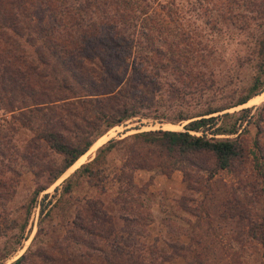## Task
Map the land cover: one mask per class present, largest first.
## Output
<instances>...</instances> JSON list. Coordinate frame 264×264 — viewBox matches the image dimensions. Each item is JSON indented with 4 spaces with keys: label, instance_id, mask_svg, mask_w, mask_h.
Returning a JSON list of instances; mask_svg holds the SVG:
<instances>
[{
    "label": "trees",
    "instance_id": "trees-1",
    "mask_svg": "<svg viewBox=\"0 0 264 264\" xmlns=\"http://www.w3.org/2000/svg\"><path fill=\"white\" fill-rule=\"evenodd\" d=\"M154 1L0 0V108L12 112L18 124L33 132L21 151L12 145V151L15 149L21 158L30 161L36 187L29 202L114 125L136 115L166 118L159 113L161 106H187L209 92L210 100L221 96L212 92L215 82L206 77L204 66L211 53L196 50L189 35L167 21L173 20L170 5L157 3L162 11L157 12L153 9ZM249 4L253 5L256 18L262 21L251 56L255 74L244 92L218 104L207 103L197 112L175 109L171 117L175 121L209 115L189 120L184 131L143 130L108 140L74 171L92 182L97 176V165L106 155L117 147L123 150L124 157L113 178L115 194L111 201L122 210L119 230L125 236L113 235L115 242L121 239L128 245L133 239L132 244L138 243L135 237L141 236L134 205H143L140 198L151 181L137 185L134 172L154 169L155 173L168 176L176 170L185 182L179 205L195 216V222L189 229L187 242L178 239L169 242V252L158 253L160 259L181 257L188 264H208V256L216 253L220 222L231 219V242L238 249L230 252V263L242 264L235 260L255 244L259 262L264 264V206L259 211L250 210L258 197L264 195V143L261 141L264 101L254 121L256 136L252 152L244 151L237 137L189 133L211 127L216 119L212 113L245 103L264 86L261 78L264 74V0ZM158 32L164 36L159 38ZM163 71H167L168 77ZM156 89L159 92L155 94ZM245 111L242 110L244 114ZM213 131L233 134L236 127L232 123ZM46 153L53 155L48 158ZM249 153L259 176L257 185L253 179L248 183L240 180L249 186L248 190L244 185L240 188L235 185L230 192L223 186L220 190L225 194L217 195L218 188L211 189L215 174L232 172ZM70 188L71 184L66 182L62 192ZM189 191L200 194L195 205L188 204L194 199L189 197ZM217 205L223 213L217 211ZM211 209L214 210L211 212ZM107 220L100 208L93 209L90 215L76 213L72 223L85 235L84 238L67 235L66 244L69 241L84 249L107 253L98 247L107 243L112 232V227L106 226ZM206 237L215 240L208 241ZM150 249L155 250V245ZM84 254L87 252H80L81 257ZM30 259L21 254L12 264H25ZM72 260L50 259L49 262L76 264ZM94 260L99 262V258ZM102 261L122 264L124 260L105 257Z\"/></svg>",
    "mask_w": 264,
    "mask_h": 264
},
{
    "label": "rangeland",
    "instance_id": "rangeland-1",
    "mask_svg": "<svg viewBox=\"0 0 264 264\" xmlns=\"http://www.w3.org/2000/svg\"><path fill=\"white\" fill-rule=\"evenodd\" d=\"M256 1L258 0H155L152 4L157 12H162L157 3L170 5L173 20L167 21L183 34H188L196 50L201 49L203 52L211 53V57L207 58L204 66L206 77L209 81L215 82L212 92L215 91L221 96L210 100L209 92L200 101H193L187 106L173 105L172 108L161 106L159 113L165 114L166 118L136 115L114 125L96 138L93 143L98 145L95 148L92 147L94 145L92 143L93 145H90L92 148L89 147L86 150L88 153L86 152L84 157L81 156L70 168H66L31 202H29L31 193L36 185L30 171V161L21 158L15 149L12 151V145L21 151L33 132L18 124L12 118V112L0 108V264H12L21 254L31 258V261L25 264H42L43 262L52 264L49 262L50 259L65 258H73L72 261L76 264H91V262L106 264L102 261L105 257L122 258L124 260L122 264H157L159 260L163 261L158 264H188L181 257L164 260L158 256V253L169 252L168 243L175 239L187 242L189 229L195 222V216L184 211L179 205L178 199L185 192V182L179 171L175 170L168 176L155 173L154 169H141L134 172L137 185L148 180L151 183L147 186L145 194L141 195L140 201L143 205L138 207L134 205L135 215L138 217L137 223L142 229L141 236L135 237L139 242L132 244L133 239H131L128 245L121 239L114 241L113 235L123 237L125 233L119 230L122 210L111 201L115 194L112 190L115 189L113 178L124 157L123 150L117 147L106 155L105 160L97 165V176L93 177L92 182H88L86 177L74 171L81 164L89 161L94 156L95 150L106 144L108 140L121 139L143 130L184 131V125L189 120L209 115L175 121L171 119L175 109L181 108L187 113L197 112L207 103L218 104L230 96L234 99L244 92L255 74L251 56L255 51L254 42L260 33L262 21V18H256L254 7L249 4H254ZM162 34H158L159 38L164 36ZM163 74L168 77L167 71H163ZM261 78L264 79V74ZM156 92L159 91L156 89L155 94ZM225 96L226 99H224ZM263 101L264 86L245 103L212 113L211 115L216 119L211 127H207L204 131L199 130L194 133L189 131V133L206 137H237L244 151L252 152L254 149L252 141L256 136L254 121ZM243 109H247L246 114L242 112ZM232 123L236 127V132L233 134H216L213 131L219 126ZM261 141L264 143V132ZM46 154L48 158L53 155ZM257 177L259 176L249 153L232 172H217L212 180L211 189L217 187L216 191L219 192L217 195L221 196L225 194L220 190L223 186L230 192L235 185L237 188L244 185L245 190H248L249 186L245 183L241 184L240 180L248 183L253 179L254 184L257 185ZM66 182L71 184V188L68 192H62ZM259 185L263 186L262 183ZM236 192L238 195L239 190L237 189ZM188 193L190 198H194L192 201L189 200L188 204L195 205L200 194L190 191ZM43 194L46 196L43 197ZM263 198L264 195L258 197L257 204L251 206V212L259 211L264 206ZM95 204L97 206H94ZM95 207L106 213L108 217L106 226L112 227V232L107 240L105 239L107 243L98 244L100 249L108 251L104 254L99 249L98 251L84 249L69 241L67 245L65 240L67 235L84 238V231L76 227L72 220L76 213L90 215L93 209H96ZM212 210L214 209H211V212ZM217 211L223 213L220 205H217ZM211 214L215 216L214 213ZM231 228V219L220 222L215 241L216 253L208 256V264H231L230 252H236L238 249L237 245L231 242ZM211 238L206 237L208 241ZM212 240L215 239L212 238ZM251 242L254 244L253 241ZM152 244L155 245V250L150 249ZM254 246L255 244L252 248L248 247L247 252L238 257L239 261H235L242 264H261ZM150 251L156 252L150 253ZM80 252H87V254L81 257ZM88 252L91 253L88 254ZM39 258L48 259L43 261ZM91 258H99V262Z\"/></svg>",
    "mask_w": 264,
    "mask_h": 264
},
{
    "label": "bare ground",
    "instance_id": "bare-ground-1",
    "mask_svg": "<svg viewBox=\"0 0 264 264\" xmlns=\"http://www.w3.org/2000/svg\"><path fill=\"white\" fill-rule=\"evenodd\" d=\"M99 142H100V141H99ZM99 142H98V143H99ZM101 142H102V141H101ZM97 145H98V144L95 143L92 147L95 148ZM92 147H91V148H92ZM83 157H84V156H83ZM77 161H78V160H77ZM80 162H81V161H80ZM80 162H79V163H80Z\"/></svg>",
    "mask_w": 264,
    "mask_h": 264
},
{
    "label": "built area",
    "instance_id": "built-area-1",
    "mask_svg": "<svg viewBox=\"0 0 264 264\" xmlns=\"http://www.w3.org/2000/svg\"><path fill=\"white\" fill-rule=\"evenodd\" d=\"M190 132H193L194 133L195 131H190Z\"/></svg>",
    "mask_w": 264,
    "mask_h": 264
},
{
    "label": "crops",
    "instance_id": "crops-1",
    "mask_svg": "<svg viewBox=\"0 0 264 264\" xmlns=\"http://www.w3.org/2000/svg\"><path fill=\"white\" fill-rule=\"evenodd\" d=\"M87 153H88V152H87ZM83 156H84V155H83ZM83 156H82V157H83Z\"/></svg>",
    "mask_w": 264,
    "mask_h": 264
}]
</instances>
